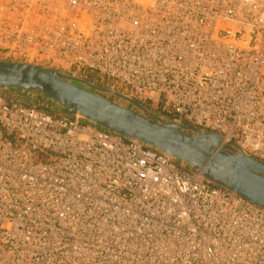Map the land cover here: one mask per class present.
Masks as SVG:
<instances>
[{
    "label": "built area",
    "instance_id": "1",
    "mask_svg": "<svg viewBox=\"0 0 264 264\" xmlns=\"http://www.w3.org/2000/svg\"><path fill=\"white\" fill-rule=\"evenodd\" d=\"M1 53L96 75L264 164V0H0ZM0 264H264V208L0 96Z\"/></svg>",
    "mask_w": 264,
    "mask_h": 264
},
{
    "label": "water",
    "instance_id": "2",
    "mask_svg": "<svg viewBox=\"0 0 264 264\" xmlns=\"http://www.w3.org/2000/svg\"><path fill=\"white\" fill-rule=\"evenodd\" d=\"M79 83L125 100L134 109L84 89ZM0 89L41 93L91 123L161 150L204 178L264 208V164L243 152H227L218 134L189 127L195 132L189 135L180 123L160 119L123 93L50 68L0 61Z\"/></svg>",
    "mask_w": 264,
    "mask_h": 264
},
{
    "label": "rangeland",
    "instance_id": "3",
    "mask_svg": "<svg viewBox=\"0 0 264 264\" xmlns=\"http://www.w3.org/2000/svg\"><path fill=\"white\" fill-rule=\"evenodd\" d=\"M0 61H4V62H14V63H20L21 59L19 57H14V56H7V54L5 53H1L0 54ZM25 64V63H23ZM39 67H45V68H52L49 66H39ZM53 70H56L60 73L66 74L68 76H74L77 77L81 80H84L88 83L106 88V89H111V90H115L117 92H120L118 89L113 87V84L109 81H103L101 78H99L96 75L93 74H89L87 72H77L75 70H64V69H56L54 68ZM80 87L87 89L91 92H94L98 95H101L105 98L110 99L111 101L120 104L122 106L125 107H129L134 109L133 105H131L129 102L122 100L116 96H113L111 94H106V93H101L95 90H92L91 88H89L86 84L83 83H79L78 84ZM123 93V92H120ZM0 96L5 98V100H9V101H15V102H19L23 105H28V106H34L37 107L41 110L47 111L53 115L56 116H61V115H74L75 113L63 108L62 106H60L59 104L47 99L43 94L38 93V92H28V91H22V90H9V89H0ZM137 101V100H136ZM138 103H140L142 106H144L145 108H149L148 105L142 104L140 101H137ZM141 112V111H139ZM142 113V112H141ZM158 117H160L158 114L156 115ZM189 135H192L191 132H186ZM182 164L186 167V168H191L189 165L185 164L182 162Z\"/></svg>",
    "mask_w": 264,
    "mask_h": 264
}]
</instances>
